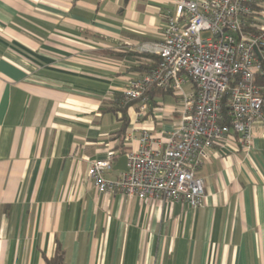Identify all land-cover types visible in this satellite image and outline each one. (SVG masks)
Returning a JSON list of instances; mask_svg holds the SVG:
<instances>
[{
	"label": "crops",
	"instance_id": "obj_1",
	"mask_svg": "<svg viewBox=\"0 0 264 264\" xmlns=\"http://www.w3.org/2000/svg\"><path fill=\"white\" fill-rule=\"evenodd\" d=\"M173 5L0 0V264H45L58 248L63 264H264V119L248 149L227 138L199 159L197 208L100 193L87 176L93 160L136 146L127 133L177 126L168 91L147 94L140 120L139 101L118 110L146 62L128 52L161 40Z\"/></svg>",
	"mask_w": 264,
	"mask_h": 264
},
{
	"label": "built area",
	"instance_id": "obj_2",
	"mask_svg": "<svg viewBox=\"0 0 264 264\" xmlns=\"http://www.w3.org/2000/svg\"><path fill=\"white\" fill-rule=\"evenodd\" d=\"M256 2L174 0L164 14L161 40L138 46L158 62L130 79L122 93L125 100L139 101L136 120L147 113L148 91L172 93L178 124L168 132L143 129L136 138L127 133L125 141L136 146L124 152L127 169L114 179L106 177L117 160L113 151L93 160L87 176L98 192L202 206L204 182L195 172L199 159L227 138L248 149L254 121L264 119V26L248 29L254 26ZM223 103L229 125L221 114Z\"/></svg>",
	"mask_w": 264,
	"mask_h": 264
},
{
	"label": "trees",
	"instance_id": "obj_3",
	"mask_svg": "<svg viewBox=\"0 0 264 264\" xmlns=\"http://www.w3.org/2000/svg\"><path fill=\"white\" fill-rule=\"evenodd\" d=\"M257 1H260V0H257ZM249 30H254L255 27L252 26V27H249L248 28ZM130 53L131 55L137 57V58H142V59H146V62H140L137 64L136 66V70L138 71H142V72H146V71H149L151 68H153L156 63L158 62V57L154 54H149V53H145V52H141V51H133V52H128ZM150 91L147 92V94L149 93ZM118 101H122V105L119 106L118 110H126V107L130 104H133L135 102H138V100H125L124 97L123 98H120ZM221 114L224 118V122L229 125L230 124V121H229V117L227 115V108L224 106V103L221 107ZM123 119H124V124H126V117L123 116ZM123 124V125H124ZM124 130V129H123ZM45 264H63V252L58 248L55 255L52 257V258H49V259H45Z\"/></svg>",
	"mask_w": 264,
	"mask_h": 264
},
{
	"label": "water",
	"instance_id": "obj_4",
	"mask_svg": "<svg viewBox=\"0 0 264 264\" xmlns=\"http://www.w3.org/2000/svg\"><path fill=\"white\" fill-rule=\"evenodd\" d=\"M113 169H117V170H126V157L125 155L120 156L115 164L113 165Z\"/></svg>",
	"mask_w": 264,
	"mask_h": 264
},
{
	"label": "rangeland",
	"instance_id": "obj_5",
	"mask_svg": "<svg viewBox=\"0 0 264 264\" xmlns=\"http://www.w3.org/2000/svg\"><path fill=\"white\" fill-rule=\"evenodd\" d=\"M188 88H189V85H188V84L184 86V89H185V90H187ZM166 98H167V99H165V100H168V101L170 100L169 102H171L170 97H166Z\"/></svg>",
	"mask_w": 264,
	"mask_h": 264
}]
</instances>
